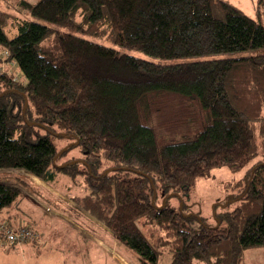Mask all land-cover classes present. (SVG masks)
Masks as SVG:
<instances>
[{
	"label": "trees",
	"instance_id": "16d2710c",
	"mask_svg": "<svg viewBox=\"0 0 264 264\" xmlns=\"http://www.w3.org/2000/svg\"><path fill=\"white\" fill-rule=\"evenodd\" d=\"M254 2L256 18L227 0H0V170L21 171L44 203L30 180L64 188L138 264H243L264 247V0ZM217 168L246 173L212 206L213 225L161 205ZM4 181L0 221L28 226L18 220L29 198Z\"/></svg>",
	"mask_w": 264,
	"mask_h": 264
},
{
	"label": "rangeland",
	"instance_id": "374dc122",
	"mask_svg": "<svg viewBox=\"0 0 264 264\" xmlns=\"http://www.w3.org/2000/svg\"><path fill=\"white\" fill-rule=\"evenodd\" d=\"M34 1V0H30ZM233 5L237 6L241 9L246 15L256 18V10H255V2L254 0H227ZM264 14V13H263ZM264 15H262L263 17ZM117 48V47H116ZM121 51L136 55L142 56L139 53H136L131 50L122 49ZM248 55L247 53H233V54H224L222 56H239V55ZM13 73L17 79L21 80V76L17 70V68L10 64V66H4ZM64 143V142H63ZM72 153V152H71ZM21 171L16 170H0V180H3V177L7 180L4 182L13 183L14 187H17L19 191H21L27 198L25 203L27 208H29L33 213H36L38 216H48L50 213H54L52 211L53 206L58 207L57 211L60 214H67L69 216H73V218L77 219L82 218L80 217V213L84 210L79 206L77 201L70 202L66 195H64L65 189L64 188H57L59 191L52 188V186L48 184H44L41 182L39 191L42 192L43 196H45L48 202H41L34 204V200L30 199L31 194L28 189L33 191L32 186H26L27 190H24L21 186H25L21 179L26 178L24 175L19 174ZM246 170H241L239 172L233 173L226 168H217L211 171L210 177L207 179H202L197 182L195 187L191 190L188 197H183L182 202L176 196H172L170 198H166L165 200H161V205H165L167 208L172 209H179L181 203L182 208L186 211L191 213H198L204 219L205 223L208 225H213L215 223L213 218V209L212 206L215 204V211L221 210V208L217 207L228 198L232 197V192L230 187L233 186L234 183L238 182L239 180L243 179L245 176ZM18 176V177H17ZM28 177V176H27ZM33 178V177H32ZM20 179V180H19ZM30 179V177H28ZM22 182L21 185L19 182ZM39 181L38 179H36ZM30 183L34 185V178L33 181L30 180ZM20 185V186H19ZM37 185V184H36ZM61 191V192H60ZM82 192V189L74 187L72 192ZM65 196V197H59ZM84 192V191H83ZM33 197V196H32ZM36 198V197H35ZM50 198V200L48 199ZM37 199V198H36ZM41 206V207H40ZM39 208V209H38ZM41 208V209H40ZM47 214H46V213ZM215 212V213H216ZM87 213V212H86ZM68 216V217H69ZM72 220V219H71ZM49 222V220L47 221ZM88 222V221H87ZM31 223V222H30ZM27 223L28 227H34V225ZM78 223V222H77ZM89 223V222H88ZM70 224V222H69ZM49 228L55 229L57 232V236L46 238L44 239L45 245L36 246L34 244H27V245H13L7 246L3 244V240H0V264H76L77 261L80 262L79 264H138L136 261L135 254L127 249L126 247L120 246L117 244V241L114 240L115 235L110 231L111 235L113 236L110 240L109 246L107 245V239L105 234H98L103 236V239L108 246L107 250L93 247L89 245L88 249V256L87 261L82 260L80 253L78 252V242L80 244L79 239L78 242L74 240V234L71 233V236H67L66 227L63 222H56L55 226L48 224ZM95 232L98 231L97 226H93ZM69 230V229H68ZM71 232V231H69ZM70 238L71 244H67V238ZM116 238V237H115ZM1 239V238H0ZM62 240L63 243L60 241ZM117 240V239H116ZM46 241H48V245H46ZM60 241V242H59ZM3 244V245H2ZM9 245V244H8ZM72 245V246H71ZM4 246V247H3ZM7 246V247H6ZM38 247V248H37ZM57 247V248H56ZM77 251V252H75ZM79 254L78 256H76ZM118 258L120 261H117ZM170 257L166 256L159 260V264H169ZM243 264H264V247L260 248H251L247 249L243 255Z\"/></svg>",
	"mask_w": 264,
	"mask_h": 264
},
{
	"label": "crops",
	"instance_id": "0c3cea01",
	"mask_svg": "<svg viewBox=\"0 0 264 264\" xmlns=\"http://www.w3.org/2000/svg\"><path fill=\"white\" fill-rule=\"evenodd\" d=\"M36 184L38 186H40L41 181H37L35 179V185ZM38 188H40V187H38ZM41 194H42V192H41ZM58 194H59V197H65L63 195L60 196V192ZM30 199L34 200V204H37L36 202H38L40 204H41V202H43L42 200L36 199L32 196ZM48 199L50 200V198H48ZM53 208L54 209H52V211L54 213H50L46 217L45 216L40 217L36 213H33V211H31L29 208H25L24 213H23L24 217L20 218V220H18V221L21 224H25V223L27 224V222H29V223L31 222L30 224L34 225V227H32V228L38 232V238L32 242H29V243H26L23 245H27V244H34L36 246L45 245L44 239H46L47 237L51 239V237L57 236V234H56L57 232L55 231V229L49 228L48 224L55 226L56 222L57 223L63 222L65 225L68 226V227H66L67 228L66 229V232H67L66 235L71 236V233L74 234L75 242H78L77 239H79L80 244L78 242V249H79L78 252L80 253V256L82 257L81 258L82 260L87 261L89 245H92L91 249L96 246L98 248H101V249L105 248L107 250L109 243H110V240H112L111 238L113 237L112 236L113 234L111 235L110 231L105 226H103L101 223H99L94 217H92L90 214L86 213L85 211L84 212L82 211L80 213V217H82V218L77 219V217L73 218V216H69L67 214H64V215L60 214V212L57 211L59 209L58 207H56V209H55V207L53 206ZM48 220H49V222H47ZM69 222H70V224H69ZM94 225L98 227V231H96V232L93 228ZM69 231H71V232H69ZM98 234H105L106 235L108 246L106 245V242L103 239V236H100ZM114 240L117 241L115 237H114ZM60 241L63 243L62 240H60ZM47 242L48 241H46V245H48ZM68 244H71L69 237L67 238V244L66 245H68ZM117 244H118V242H117ZM23 245H21V246H23ZM75 252H77V251H75ZM107 253H108V250H107ZM78 255L79 254H77L76 256H78ZM116 259H117V261H120L118 258H116ZM79 263L80 262L77 261L76 264H79ZM83 264H84V262H83Z\"/></svg>",
	"mask_w": 264,
	"mask_h": 264
},
{
	"label": "built area",
	"instance_id": "2783aa9c",
	"mask_svg": "<svg viewBox=\"0 0 264 264\" xmlns=\"http://www.w3.org/2000/svg\"><path fill=\"white\" fill-rule=\"evenodd\" d=\"M0 236L14 245H23L38 238V232L28 226L19 225L12 228L6 222L0 221Z\"/></svg>",
	"mask_w": 264,
	"mask_h": 264
}]
</instances>
